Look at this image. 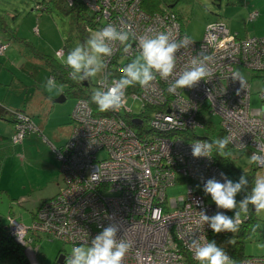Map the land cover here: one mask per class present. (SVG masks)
I'll use <instances>...</instances> for the list:
<instances>
[{"label":"built area","instance_id":"obj_1","mask_svg":"<svg viewBox=\"0 0 264 264\" xmlns=\"http://www.w3.org/2000/svg\"><path fill=\"white\" fill-rule=\"evenodd\" d=\"M67 1L73 5L77 0ZM80 1L93 14H101L105 26H119L124 21L132 25L137 36L171 32L180 40L186 35L174 15H147L141 10V0H108L110 7L104 6L105 0ZM257 16L253 13L250 19ZM191 41V46L177 53L176 71H183L194 57L211 55L214 60L209 64L213 70L210 80L170 93L169 82L157 77L154 89L141 88L130 96L126 93L125 107L110 110L113 117H95L86 101L77 103L71 137L64 148L56 151L65 186L37 211L31 227L15 216L8 217L9 235L18 245L30 247L36 254L40 251L36 240L41 236L73 247L88 245L104 227L116 224L120 228L118 238L131 243L124 264H199L188 247L193 236L206 237L218 245L251 219L248 212L241 216L236 233L219 234L199 220L200 212L209 216L217 211L234 215L218 209L203 190L208 179L223 183L221 174L229 176L214 156L194 157L191 144L197 140L186 141L178 134L204 129L203 121L218 118L225 136L232 137L229 145L235 151L250 155L259 151L257 146L264 145V37L240 38L219 20L206 26L200 41ZM129 43L127 53L117 43L115 54L107 58V67L115 57L128 60L139 54L137 42ZM5 51L6 46L0 44V55ZM239 68L253 73L250 81L243 77V85L232 78ZM254 81L261 84V108L251 106ZM129 99L141 100L143 109L146 104L154 109L150 118L154 134L140 137L122 116L131 112L127 108ZM135 120L141 122L139 125L144 123L139 116L134 124ZM18 130L15 143L30 132H38L33 123L21 124ZM182 183L188 186L186 196L168 200V188ZM61 254L55 264H65L70 253ZM230 258L233 264H264V257L245 256L236 261L233 251Z\"/></svg>","mask_w":264,"mask_h":264},{"label":"rangeland","instance_id":"obj_2","mask_svg":"<svg viewBox=\"0 0 264 264\" xmlns=\"http://www.w3.org/2000/svg\"><path fill=\"white\" fill-rule=\"evenodd\" d=\"M103 4L104 6L110 7L108 0H105ZM180 9L185 14L184 33L193 41H200L203 38L206 26L210 22L219 20L225 22L233 33H238L240 38H246L247 36L264 37V0H195L193 5H180ZM256 12L259 13L258 18L251 20L250 15ZM3 20L8 30L11 29L16 31L17 37H23V35L25 36L26 34L31 40L35 38V44L38 48L42 47L44 49L43 53L54 56L64 62L66 57H64V55L61 56L60 52L64 45V40L70 36L71 31L70 18L62 11H55L52 15L41 14L38 9H36L34 0H0V40L6 38V31L3 28ZM45 22H50V25L52 22L53 28L49 35L41 36L40 33H37L40 30L42 32V28L44 27L42 23L44 24ZM74 38L73 43H71L72 48L81 44L80 40ZM11 44L13 45L11 48H15L18 43L12 40ZM11 48L2 58H0V61L5 59L6 56L11 55ZM23 59L24 61L26 60V58ZM0 67H2L1 63ZM21 67L28 71V76H30V71L35 73L44 84L47 79L50 78L49 70L37 59L31 61L30 64L21 65ZM18 70V74L22 75L20 72L22 70ZM237 71L249 81L253 77L252 72L243 68H239ZM4 77L5 73L2 72L1 78ZM100 78L101 74H98L97 77L93 79L96 81ZM25 79L26 83H31L29 78ZM55 83L59 88H62V91L65 90V87L60 83ZM260 90V82L254 81L252 87V108H261V101L258 94ZM62 91L54 90L51 92L53 95L55 110L50 116V123L47 131L42 132V136H28L22 145L14 146L13 152L9 155H5L0 170V214L2 216L3 225L5 226L8 225V217L12 214L19 219L22 224L31 227L34 223L32 215L36 210V204L40 203V197L44 198L47 197V195H53V192L48 190L49 188H43L46 184L47 178L42 175V171H40V168L43 169L42 164L44 159L49 158L51 152V155L53 158H56L60 167V174L58 172L57 177V179H59L60 176V181L58 182L59 185L54 188V191H57L54 196L61 192L65 186L61 174L62 162L58 158L56 151L53 150L54 146H51L52 144L55 145V143L50 137H53V133H58V124L54 116L56 112L61 110V108L75 105L76 101L71 99L66 103H57L56 100L62 96ZM127 108L135 115H140L143 112V103L138 99H129ZM42 118L43 116H37L34 122L38 125V123H42ZM213 122L217 125L216 133H219L221 130L220 120L216 118ZM3 128H5L7 133L5 136L10 140L14 129L13 125L6 122L4 123ZM199 133L203 135L206 131L199 130ZM43 137L48 139L51 143L49 142L47 145V142ZM36 138L39 141H36ZM17 146L24 147L18 152L20 148H17ZM250 156L251 155L248 152L235 151V156L233 158L234 165L237 169L247 173L255 170V172H253L255 178L257 175L264 176V169H256L253 164L249 163ZM240 177V174H229V178L233 181H238ZM50 187H52V185H50ZM187 190L188 186L185 183L168 188V200L186 196ZM242 196L243 193L239 194L237 200H240ZM23 199L27 202L23 203ZM40 208L38 210H40ZM243 215L246 214H242L241 216ZM254 217V222L257 224L259 231H257V233H251V231H253L251 230L241 240L240 252L248 257H264V213H255ZM236 243V239L230 238L222 239L221 243H218V245L221 246L231 257L232 251L237 248ZM36 246H40L38 254H36L30 247L24 249V253L30 264H55L60 256L59 254H63L64 251L70 253L73 248L70 244H65L54 238L53 240H50L46 236L37 238ZM0 264H19V262L16 259H13Z\"/></svg>","mask_w":264,"mask_h":264},{"label":"clouds","instance_id":"obj_3","mask_svg":"<svg viewBox=\"0 0 264 264\" xmlns=\"http://www.w3.org/2000/svg\"><path fill=\"white\" fill-rule=\"evenodd\" d=\"M89 32L86 41L76 45L64 60L70 69L69 76L72 80L84 82L97 77L107 68V58L115 54L117 43L127 53L131 47L130 40H135L139 53L121 69L122 75L118 79L111 80L109 84L105 77L101 81V88L93 92L91 100L101 112L125 107L129 87L138 85L145 91L154 89L157 77L169 82L170 93H175L177 89L192 88L200 81H208L213 77L209 64L214 57L206 54L192 58L183 71L177 73V53L192 45L191 38L187 35L180 40L173 38L171 32L137 36L132 25L124 21L119 26L109 23L99 30L89 29ZM232 78L244 84L243 76L239 72H234ZM43 87L50 93L54 90L62 91L53 77L48 78ZM231 142L230 135L212 142L197 140L191 144L192 155L196 158H211L215 149L216 154L226 158L231 156V151L227 150ZM257 148L259 151L251 154L249 163L264 167V145H258ZM221 175L224 178L223 183L216 178L208 179L203 190L211 196L218 209L232 211L234 215L217 211L209 216L200 212L199 220L217 234L236 233L241 224V215L248 213L250 205L256 213H264V176L257 175L253 186L249 188V180L245 175H241L238 181ZM241 193L242 198L237 200ZM119 231L116 224L104 227L102 232L91 239L90 244L74 246L67 255L65 264H124L131 243L123 237L118 238ZM188 247L199 264H233L232 258L214 240L193 236Z\"/></svg>","mask_w":264,"mask_h":264},{"label":"trees","instance_id":"obj_4","mask_svg":"<svg viewBox=\"0 0 264 264\" xmlns=\"http://www.w3.org/2000/svg\"><path fill=\"white\" fill-rule=\"evenodd\" d=\"M35 5L38 9V11L41 14H50L52 15L55 11L57 12L62 11L64 14H66L70 18V36L64 40V45L61 49L63 51L64 57L67 56V54L73 49L71 46L73 43V38L75 37L77 40H80L81 44H83L86 39L89 37L90 32L89 29L95 31L99 30L102 27L106 25V20L103 18H100L99 14H93L92 11L88 9V7L83 4L80 0H77L74 2L73 5L69 3L67 0H34ZM195 0H141L140 7L143 12H145L147 15L154 16V15H161L165 16L166 14H171L175 16L176 21L178 24H180L182 28V32H185V24H184V12L180 9V5L185 4V6L193 5ZM3 28L6 31V38H2L0 40V44H3L6 46V51L0 55V58H2L7 51L13 45L11 44V41L14 40L16 42H20L21 39H18L16 36L15 30H8L6 28V24L3 20ZM37 33V32H36ZM38 34V33H37ZM74 38V39H75ZM12 39V40H11ZM75 42V41H74ZM37 60L42 63L44 66L47 67V69L50 72L51 77L54 78L55 82L60 83L62 86L65 87V90L63 93V96L74 99L76 101V105L79 101H86L89 106L93 110V114L95 117L101 118V117H113L112 111L107 112H101L98 108V106L92 102L91 97L95 90L100 89L99 82L100 80H104L105 77H107L108 82H111L112 79H118L121 75V69L126 66L127 63H130L132 59L130 58L128 60H121L118 57H115L113 61L110 63L109 67L105 69L103 72H101V78L98 80H94L91 78L89 81H75L72 80L69 76L70 69L65 65L64 62L60 61L58 58L50 55H43L36 52ZM62 55V56H63ZM63 57V58H64ZM141 90V87L136 85L133 87H129L127 89V94L132 95L134 93H139ZM29 102H26L23 106H17L13 108H9L6 106L5 102L0 101V120L3 122H9L13 125L14 133L11 136V139L8 140L6 136L0 135V170L2 168V164L5 158V155H9L13 152V147L16 145H22L24 140L30 136V135H38L40 134L39 126L34 122L35 116L28 110ZM75 105V107H76ZM151 105L146 104V109H143V112L140 115H135L133 112L126 114H122V116L125 117V119L128 121V124L131 125L132 129L136 130V132L140 135V137H148L154 132L150 130V118L151 113L154 111ZM20 107V108H19ZM75 109V108H74ZM74 112V110H73ZM73 112L71 115V122L72 126H75V121L73 119ZM142 118L144 121L143 125H135L133 123V120L138 117ZM204 119V118H203ZM26 123H33L38 132H30L28 133L21 142L15 143V137L17 135L18 126L21 124ZM204 129H198V130H192L187 131V133H179L178 136L183 137L186 141H195V140H207L209 142L215 141L219 138H223L225 136L224 132L220 130L219 133H216L217 125L213 122H204ZM199 130H204L206 133L201 135L199 133ZM71 137V136H70ZM70 139V138H69ZM69 141V140H68ZM68 142H66L67 144ZM66 144L63 147L56 148L54 147L53 150L58 151L66 146ZM24 147V146H23ZM22 146L20 148H23ZM53 148V147H52ZM231 151V156H228L226 158L219 156L216 154L215 149L213 150V156L215 158V161L217 165L229 176V174H240L247 176L249 180V188L253 186V182L255 180V175L253 170L250 173L241 171L237 169V167L234 165V156H235V150L228 145V149ZM257 169V168H256ZM249 214L251 216V219L245 223L237 234L234 236L229 237L234 238L237 240L236 243V249L233 250L235 260H241V258L245 257V255L241 254L240 252V244L241 240L251 231L256 232L259 231L257 228V224H255L254 216L256 211L254 212L253 207L249 206ZM10 216H14L10 214ZM19 220V219H17ZM13 259H16L19 264H30L28 258L26 257L24 253V248L18 245L15 240L9 235L8 232V225H3L2 222V216L0 214V263H6L8 261H11Z\"/></svg>","mask_w":264,"mask_h":264},{"label":"crops","instance_id":"obj_5","mask_svg":"<svg viewBox=\"0 0 264 264\" xmlns=\"http://www.w3.org/2000/svg\"><path fill=\"white\" fill-rule=\"evenodd\" d=\"M256 14L259 16L258 12H256ZM42 25L44 26L42 28V32L40 30L38 31V34L40 33L41 36L49 35L50 31H52L53 23L51 22L52 26L50 25V22H45L44 24L42 23ZM235 34H238V33H235ZM18 37L17 38L21 40L20 42H17L18 44L16 45L15 48H11L12 49L11 55L6 56L5 59H2V61H0V63L2 64V67H0V101L5 102L6 106L9 108H13L14 106L17 108L18 105L21 107L25 105L26 102H29L28 110L35 116V118L37 116L38 117L43 116V118L41 119L42 123H38L39 129L41 132L38 135L42 136V132L47 131V128L50 123V116L55 110L54 100L52 97L53 95L52 93L47 91L45 87H43V85L45 84L41 81V79H39L35 75V73L30 71V76H28V71L24 70V68H22L21 65L30 64L31 61L33 60L35 61L37 59L36 52H38L39 54H43V55H47V54L43 53L44 49L42 47L38 48V46L35 44V41H34L35 38L31 40L28 38L26 34L25 36L23 35V37H20V36ZM23 58H26V60L24 61ZM18 69L22 70L20 71L22 75L18 74V71H19ZM2 72L5 73L4 78H1ZM25 78H29L31 83H26ZM62 92L61 94L63 96ZM63 98L65 100L61 102V104L66 103L69 100H71L65 97V95ZM75 105L73 106L71 105L67 108H61V110H58L56 114L54 115L56 118V122L58 124V127H57L58 133L56 134L53 133V137H50V139L53 140V142L55 143V145L52 144L51 146L60 148V147H63L66 144V142H68L71 136V133H72L73 126L71 122V115L75 108ZM4 123L5 122L0 120V135L1 136H5V134H7L5 131V128H3ZM44 140L47 142V145H48L50 141L45 138ZM36 141H39V140L36 138ZM17 148H20V146H17ZM21 149L22 148H20L18 152ZM51 153L49 155V158L44 159V162L42 164L43 169L40 168V171H42V175H44L47 178L46 184L43 186V188H49L48 190H50V192H53V195L51 196L47 195V197H44V198L40 197L39 199L40 203L36 204L37 205L36 210L33 212V215H32L33 220L36 216L35 214L37 213L38 209L47 200L53 198L54 194L57 192V191H54V188L57 185H59L58 182L60 181V176H59V179H57V177H58V172L60 174V167H59V164L56 158H53ZM50 185H52V187H50ZM23 200H24L23 203L27 202L25 201V199Z\"/></svg>","mask_w":264,"mask_h":264},{"label":"water","instance_id":"obj_6","mask_svg":"<svg viewBox=\"0 0 264 264\" xmlns=\"http://www.w3.org/2000/svg\"><path fill=\"white\" fill-rule=\"evenodd\" d=\"M63 97H64V96H61L58 100H56V102H63V101L65 100ZM134 122H135V124H137V125L141 124V122H138L137 120H135ZM253 210H254V208H253ZM254 212H255V210H254Z\"/></svg>","mask_w":264,"mask_h":264}]
</instances>
